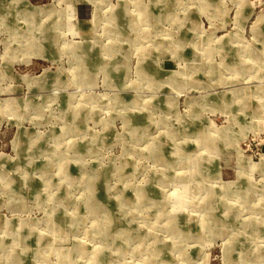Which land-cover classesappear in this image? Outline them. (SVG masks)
<instances>
[{
	"label": "rangeland",
	"instance_id": "obj_1",
	"mask_svg": "<svg viewBox=\"0 0 264 264\" xmlns=\"http://www.w3.org/2000/svg\"><path fill=\"white\" fill-rule=\"evenodd\" d=\"M72 250L264 264V0H0V264Z\"/></svg>",
	"mask_w": 264,
	"mask_h": 264
},
{
	"label": "bare ground",
	"instance_id": "obj_2",
	"mask_svg": "<svg viewBox=\"0 0 264 264\" xmlns=\"http://www.w3.org/2000/svg\"><path fill=\"white\" fill-rule=\"evenodd\" d=\"M155 137V136H154ZM211 142V141H210ZM212 144V143H211ZM161 157H163L162 155H161ZM2 160V159H1ZM65 173V172H64ZM90 185V184H89ZM141 190H143V189H141ZM146 193V192H145ZM96 194V193H95ZM97 195V194H96ZM91 197V196H90ZM89 199V198H88ZM93 200V199H92ZM144 200V199H143ZM145 201V200H144ZM149 201V200H148ZM91 202V201H90ZM146 202V201H145ZM160 203V202H159ZM122 207V206H121ZM120 207V208H121ZM104 208V207H103ZM163 208V207H162ZM100 210V208L99 207H95V211L96 210ZM98 210V211H99ZM94 211V212H95ZM62 214V213H61ZM227 218V217H226ZM109 220V219H108ZM106 223H108V222H106ZM221 223H223V222H221ZM222 225V224H221ZM106 226V225H105ZM95 228H96V231H97V233L99 232L100 234H103V236H104V234H105V236L106 235H108V232L106 233L103 229H102V227H101V225L99 224V223H97V224H95ZM111 228V227H110ZM246 228V227H245ZM251 228V227H250ZM247 229V228H246ZM255 232V231H254ZM257 234V233H256ZM154 236H155V234H154ZM158 240V239H157ZM157 240H156V242H157ZM159 242V241H158ZM81 246V245H80ZM79 246V247H80ZM111 246V245H110ZM75 249H76V247H75ZM106 249H104V248H94V250L89 254V261H91V263H93V262H97V261H99L98 259H101V258H103V259H105V261H103V263H108V261H109V259H108V257H109V255L108 254H106L107 252L105 251ZM68 251H70V250H68ZM74 252H76V251H74ZM73 250H72V252H67V253H63V259L65 258V259H67V264H68V261H72L73 260ZM79 254H81V253H87L86 252V249H83V248H80L79 249ZM118 253V252H117ZM262 257V256H261ZM167 261V260H166ZM65 262V261H64ZM102 263V262H101ZM172 264V263H171Z\"/></svg>",
	"mask_w": 264,
	"mask_h": 264
}]
</instances>
